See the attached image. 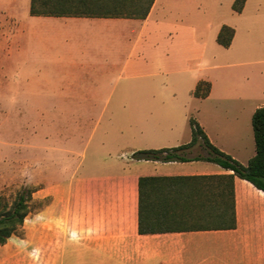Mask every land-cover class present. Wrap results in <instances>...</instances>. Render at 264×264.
Wrapping results in <instances>:
<instances>
[{
  "label": "crops",
  "instance_id": "1",
  "mask_svg": "<svg viewBox=\"0 0 264 264\" xmlns=\"http://www.w3.org/2000/svg\"><path fill=\"white\" fill-rule=\"evenodd\" d=\"M233 2L154 0L144 18H26L25 74L40 84L31 105L121 108L119 117L87 122L74 110L71 127L58 133L62 141L50 154L63 170L47 160L58 176L42 188L50 196L39 213L46 224L42 264H264L261 189L208 160L132 157L138 149L189 142L190 117L241 163L254 155L251 116L264 105V0H244L240 11ZM223 24L234 28L227 47L216 41ZM16 35L10 34L15 43ZM10 59L16 69V56ZM200 80L210 84L205 96L193 94ZM144 176L178 178L182 193L160 210L182 221L204 212L194 206L200 193L190 183L212 176L225 194L232 181L235 226L140 233Z\"/></svg>",
  "mask_w": 264,
  "mask_h": 264
},
{
  "label": "trees",
  "instance_id": "2",
  "mask_svg": "<svg viewBox=\"0 0 264 264\" xmlns=\"http://www.w3.org/2000/svg\"><path fill=\"white\" fill-rule=\"evenodd\" d=\"M153 2L154 0H30L28 11L31 15L144 18ZM243 3L244 0H234L232 8L240 11ZM233 33V27L223 24L216 36L217 43L227 47ZM209 88L208 81L200 80L193 94L205 96ZM188 124L191 130L189 142L172 147L138 149L132 153V157L161 161L191 159L212 161L231 169L234 175L246 179L264 192V105L258 106L251 116L255 153L245 164L213 145L201 125L193 117L188 119ZM195 144H198L204 153L187 155L189 149ZM232 175H229V178H232ZM212 178L214 177L204 176V186L200 183H190L195 194L200 193L194 206L204 209V212L193 213L192 217L184 220L185 226H174V221L177 223L184 221L168 218L160 209H167L169 201L170 205L173 204V196L178 197L182 193L179 189L178 178L140 177L138 181V231L150 233L180 228L234 227L232 181H230V188L224 194L223 189L220 192L209 182ZM188 191L191 194L190 189ZM188 191L185 192L188 194ZM31 199L32 190L25 186L19 189L10 201L0 196V244L4 243L22 225L29 212ZM179 203V200L175 201V204L179 205Z\"/></svg>",
  "mask_w": 264,
  "mask_h": 264
},
{
  "label": "rangeland",
  "instance_id": "3",
  "mask_svg": "<svg viewBox=\"0 0 264 264\" xmlns=\"http://www.w3.org/2000/svg\"><path fill=\"white\" fill-rule=\"evenodd\" d=\"M7 2L8 0H0V196L10 201L15 193L25 186L32 190V199L22 225L0 244V264H42L40 236L42 230L46 229V224L39 213L50 200V196L44 195L42 188L48 185L49 179L58 176L53 171L56 164L49 165L47 161L49 155L55 159L57 157L45 150L54 148L58 139L62 141L57 135L60 133L61 136L67 126L71 127L75 117L74 110L79 111L81 121L87 122L89 117L94 119L101 115L105 118L119 117L121 108H108L105 111V108L31 105L37 102L36 98H40L34 95V88H39L40 84L32 83V76L25 74L24 24L26 18L31 15L28 11L29 2L16 0L14 8V3ZM14 32H17L16 43L10 38V34ZM15 56L16 69L13 68L14 59H10ZM10 95L16 96L15 104L7 102ZM82 133L88 134L89 128L83 129ZM197 153L204 151L195 144L187 155ZM34 161H39L43 166L37 180L34 183H20L18 186V171ZM31 231L34 233L33 242L30 240ZM26 234H29V240H26Z\"/></svg>",
  "mask_w": 264,
  "mask_h": 264
},
{
  "label": "clouds",
  "instance_id": "4",
  "mask_svg": "<svg viewBox=\"0 0 264 264\" xmlns=\"http://www.w3.org/2000/svg\"><path fill=\"white\" fill-rule=\"evenodd\" d=\"M16 96L15 95H10L8 97V103L9 104H15L16 103ZM46 152L49 154L54 152L55 149H46ZM48 159L52 160L54 164H56L58 167L63 170V163L59 159H55L51 155L48 156ZM42 165L40 164L39 161H34L30 164H26L23 167L20 168L17 174V180H18V186L20 183L28 184V183H34V181L37 180L39 171L42 169ZM32 251H35V249H32Z\"/></svg>",
  "mask_w": 264,
  "mask_h": 264
}]
</instances>
